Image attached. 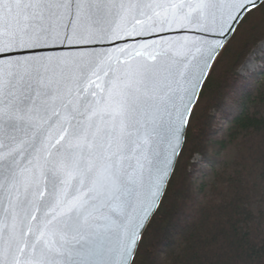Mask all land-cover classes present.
Listing matches in <instances>:
<instances>
[{"label":"water","instance_id":"obj_1","mask_svg":"<svg viewBox=\"0 0 264 264\" xmlns=\"http://www.w3.org/2000/svg\"><path fill=\"white\" fill-rule=\"evenodd\" d=\"M200 2L196 0L197 5ZM183 3L48 0L44 39L0 60L6 66L0 69L5 79H15L19 85L0 96V157L5 161L0 176L2 187L15 188L9 195L20 198L19 204L8 196L0 201V219L5 225L18 224L26 243L31 238L24 232L33 229L43 235L47 228L50 235L66 238L65 254L56 258V264L136 262L177 173L215 66L252 13L239 12L236 0H213L205 17L191 0L187 8H175ZM160 5H169L171 13ZM252 7L260 8L255 3ZM157 9L164 19L157 16ZM192 13L196 15L189 19ZM169 15L173 19L165 23ZM128 96L136 135L127 141L116 138L112 154H120L116 162L124 180L113 193L115 202L105 200L101 205L105 211L93 208L84 216L58 217V210L71 211L92 191L90 182H85L87 165L80 170L85 179L53 173L54 168L59 172L56 144L66 123L75 133L85 120L77 109L93 115V109L116 112ZM109 120L115 117H99L106 127L116 126ZM88 158L105 167L92 154ZM69 223L74 227L62 231ZM137 234L142 236L139 245L134 243ZM32 250L23 254L26 261L33 259ZM0 256L7 264L16 262L17 253L12 250L9 256L7 240Z\"/></svg>","mask_w":264,"mask_h":264},{"label":"trees","instance_id":"obj_2","mask_svg":"<svg viewBox=\"0 0 264 264\" xmlns=\"http://www.w3.org/2000/svg\"><path fill=\"white\" fill-rule=\"evenodd\" d=\"M263 43L259 8L214 69L135 264H264V57L241 72Z\"/></svg>","mask_w":264,"mask_h":264},{"label":"snow or ice","instance_id":"obj_3","mask_svg":"<svg viewBox=\"0 0 264 264\" xmlns=\"http://www.w3.org/2000/svg\"><path fill=\"white\" fill-rule=\"evenodd\" d=\"M188 2L189 0H184L183 4H176L175 8H187ZM191 3L192 7L206 17L212 8L213 0H201L198 5L196 0H191ZM236 3L241 13L245 11L254 12L253 3L260 6L261 10H264V0H236ZM152 7L157 8V5L153 4ZM160 7L168 8L169 13L172 11L169 5H160ZM195 15V13H192L189 19ZM47 16L48 0H0V60L8 53H17L25 46L42 41L46 32L44 24ZM157 16L164 19V13L158 9ZM172 19V16L169 15L165 23ZM4 67L6 66L0 64V69ZM94 83L99 82L94 81ZM6 88L9 91L12 89L18 90L19 85L15 79L8 78L6 80L5 74L0 71V96L4 94ZM77 111L83 112L85 120L79 123L75 133L72 132L71 127H67L66 123V131L63 134V138L59 139L56 144V148L59 149V172L54 168L53 173L61 175L62 178L85 179V177L80 176V170L87 165V179L85 182H90L92 191L75 204L71 211L58 210L56 213L58 217H67L73 214L84 216L92 212L93 208L105 211L106 209L101 207L105 200H108L110 204L115 202L116 198L113 193L124 180L122 173L119 171L121 165L116 162L120 154H112L116 147V138L127 141L130 137H135L136 135L131 122V96L121 101V107L116 112L101 113L93 109L95 112V115H93L90 112H85L83 108L77 109ZM57 115L63 117L64 114L58 113ZM101 115L115 117V121L109 120V123H115L116 126L106 127L103 123H100L99 117ZM52 151H55V149H52ZM89 153L102 160L105 163V167H98L96 160L88 158ZM48 158L51 160L52 156ZM4 163V159L0 157V165ZM2 171L3 169L0 168V172ZM3 184L4 178L0 176V201H3L5 196H8L13 203L19 204L20 198L15 197V195H9V193H15V188L6 189L2 187ZM48 195L47 191L43 192L44 197H48ZM109 197H111L110 200L108 199ZM3 207L7 208L9 212L12 211L11 207L6 204ZM73 227L74 225L69 223L66 229H62V231H70ZM20 231L18 224L8 223L5 225L4 221L0 219V253L5 251V240H7L9 256H11L12 250L17 253L15 264H56V258L65 254L63 247L66 243V238L62 239L59 234L52 233L50 235L48 229L45 228L43 235H41L38 229H33L24 232V235L31 238V243H26ZM5 233L8 235L5 236ZM141 240L142 236L137 234L134 243L139 245ZM30 247L33 249V259L26 261L23 254L28 253ZM132 254L133 248L130 244L129 257ZM0 264H7L3 256H0Z\"/></svg>","mask_w":264,"mask_h":264},{"label":"rangeland","instance_id":"obj_4","mask_svg":"<svg viewBox=\"0 0 264 264\" xmlns=\"http://www.w3.org/2000/svg\"><path fill=\"white\" fill-rule=\"evenodd\" d=\"M264 56V43L258 48L256 49V51L253 53V55L248 59L247 63L245 64V66L243 67V69L241 70V72L245 75H250L251 73L259 70V68L262 66V63H261V58ZM249 62H254V69L250 68L248 69L247 68V64ZM217 135H213L212 137L210 136V139L212 138H216ZM200 158V157H199ZM197 184V183H196ZM194 185L192 188L193 189H197L198 187V184L197 185ZM189 220V219H188ZM187 220V221H188ZM181 228L179 227L177 230H180ZM171 238V237H170ZM166 250V247H165V244L163 246H161L159 248V251L156 253L157 256L156 258H162L163 256V251Z\"/></svg>","mask_w":264,"mask_h":264},{"label":"bare ground","instance_id":"obj_5","mask_svg":"<svg viewBox=\"0 0 264 264\" xmlns=\"http://www.w3.org/2000/svg\"><path fill=\"white\" fill-rule=\"evenodd\" d=\"M258 9H259V8H258ZM258 9H257V10H258ZM255 11H256V10H255ZM252 13H253V12H252ZM248 17H249V16H248ZM248 17H247V18H248ZM245 21H246V20H245ZM245 21H244V22H245ZM240 28H241V27H240ZM216 65H217V64H216ZM215 67H216V66H215ZM247 68H248V69H250V68L254 69V62H249V63L247 64ZM213 72H214V71H213ZM212 74H213V73H212ZM188 137H189V135H188Z\"/></svg>","mask_w":264,"mask_h":264}]
</instances>
